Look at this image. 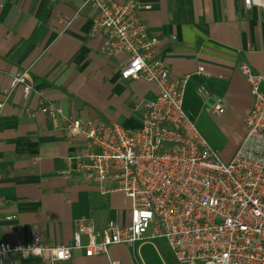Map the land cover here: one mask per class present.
<instances>
[{
    "label": "crops",
    "instance_id": "crops-1",
    "mask_svg": "<svg viewBox=\"0 0 264 264\" xmlns=\"http://www.w3.org/2000/svg\"><path fill=\"white\" fill-rule=\"evenodd\" d=\"M136 1L149 6L137 14L147 35L159 39L156 56L167 64L170 79L187 78L182 108L194 126H206L209 113L235 128V146L220 156L228 161L243 135L251 103L239 66L246 64L264 76V7L245 9L242 0ZM80 4L0 0V100L9 91L0 111V239L10 224L6 216L21 227L20 243H30L35 232L42 244L51 246L69 245L80 217L91 220L96 230L108 221L128 222L129 199L122 193L101 194L93 182L61 177L66 156L83 144L67 143L37 111L39 97H44L68 117L134 129L139 124L135 105L157 92L151 82L119 78L124 58L102 54L104 32L92 30L95 12ZM20 71H26L32 85L25 100L20 86L11 87ZM199 88L207 93L205 98L198 95ZM215 102L222 113L206 111ZM197 131L206 142V129ZM153 241L168 264H176L165 242ZM153 241L113 245L106 255L90 258L73 251L70 259L57 264H164ZM0 264L42 263L12 254Z\"/></svg>",
    "mask_w": 264,
    "mask_h": 264
},
{
    "label": "built area",
    "instance_id": "built-area-1",
    "mask_svg": "<svg viewBox=\"0 0 264 264\" xmlns=\"http://www.w3.org/2000/svg\"><path fill=\"white\" fill-rule=\"evenodd\" d=\"M264 7V0H242ZM94 13L92 30H102V54L123 57L121 80L153 83L152 99L137 103L139 124L126 129L114 123L77 119L61 107L39 97L37 111L67 143L82 147L66 156L64 180L93 182L101 194L120 192L129 199L128 222L108 221L96 230L80 217L69 245L42 244L35 232L28 244L14 217L0 239V262L12 254L57 264L81 251L86 258L106 255L113 245L163 240L176 264H264V76L239 66L250 95L243 135L230 159L218 153L199 135L182 108L186 77L170 79L167 64L156 56L159 39L146 33L136 0H81L80 8ZM170 39L173 41L174 36ZM201 71V69H198ZM20 86L22 99L32 92L26 71L11 79ZM201 98L207 93L199 88ZM9 91L0 100V111ZM211 113L223 109L215 102ZM115 264V263H109Z\"/></svg>",
    "mask_w": 264,
    "mask_h": 264
},
{
    "label": "rangeland",
    "instance_id": "rangeland-1",
    "mask_svg": "<svg viewBox=\"0 0 264 264\" xmlns=\"http://www.w3.org/2000/svg\"><path fill=\"white\" fill-rule=\"evenodd\" d=\"M195 127L197 130L200 128L201 130L204 128L206 129V137L204 135L203 136L206 139V142L217 151L220 159L222 154L232 149L236 144L237 137L235 135V128L229 125L227 127L225 124L220 123L216 116H213L209 113H206V126H204L201 122H198ZM150 243H152V245L159 252L163 263L168 264V262L165 260V256L163 255L161 247L158 246L155 241ZM153 264L160 263L154 260Z\"/></svg>",
    "mask_w": 264,
    "mask_h": 264
}]
</instances>
